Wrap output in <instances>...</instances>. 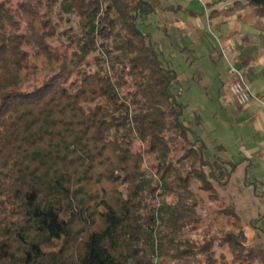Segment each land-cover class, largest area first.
Listing matches in <instances>:
<instances>
[{"label":"trees","instance_id":"16d2710c","mask_svg":"<svg viewBox=\"0 0 264 264\" xmlns=\"http://www.w3.org/2000/svg\"><path fill=\"white\" fill-rule=\"evenodd\" d=\"M159 4L0 0V264H264L236 163L139 27Z\"/></svg>","mask_w":264,"mask_h":264},{"label":"crops","instance_id":"0c3cea01","mask_svg":"<svg viewBox=\"0 0 264 264\" xmlns=\"http://www.w3.org/2000/svg\"><path fill=\"white\" fill-rule=\"evenodd\" d=\"M199 1L203 4V10L200 12L189 4L178 6L183 13V16L179 18L183 31H202L205 24L216 28L220 33L219 44L214 45L210 39L209 44L216 52H222L225 55L227 61L225 62L229 67L228 75H230L228 91L231 93L230 86L236 79V75L230 69L234 62L237 68L246 74L254 88L253 91L261 99V101L252 100L246 105H240L232 93L234 101L232 104H228V100L224 102L221 97L220 100L223 103L221 105L229 110L230 116L224 121L225 141L222 140V134H219L220 139L212 137L209 132L207 136L210 147L223 146V156L236 163L226 188L239 205L244 220L251 224L255 222L258 228L264 230V104L262 103L264 102V8L232 9L235 0ZM171 8L173 9L174 6ZM194 50L193 47L189 49L193 53ZM173 52L176 53L175 50ZM178 52L186 55L185 44H182ZM216 52L204 53V56H207L204 66L196 67L191 71L192 75L182 71L180 78L190 82L188 79L192 76L193 80L197 79L204 85V92L208 91L206 87L212 82L220 86V83L216 84L217 78L222 79L221 82L224 85V69L218 68L215 56L219 55ZM203 76L208 77V84L203 81ZM189 84L191 87L192 84ZM223 85L217 88L218 97L220 93L222 95ZM205 102H210V98L207 97Z\"/></svg>","mask_w":264,"mask_h":264},{"label":"rangeland","instance_id":"374dc122","mask_svg":"<svg viewBox=\"0 0 264 264\" xmlns=\"http://www.w3.org/2000/svg\"><path fill=\"white\" fill-rule=\"evenodd\" d=\"M19 1L20 0H12V3L17 5ZM184 4L194 6V9L199 12L203 10V4L199 0H160V4L156 6L154 14L150 15L143 21H140L139 27L145 33H151L154 38L161 43L162 47L166 48V50H168L173 55L175 68L179 73L185 71L188 75H192V70H194L196 67L204 66V61L207 58V56H204V53H207L208 51H213L214 53L216 52L215 49H212L209 41L211 40L214 45L218 46V38L220 37V33L216 28L208 26L207 24H205V27L202 31L195 32L193 30H187L184 32L182 24L179 20V18L183 16L181 11L182 9H178V6H182ZM164 6H174V8L170 9V7H168L167 9V7L164 8ZM182 44H185L186 46V55L180 54L178 52ZM192 47L195 49L194 53L189 51V49ZM174 50L176 53L173 52ZM216 53L219 55L215 56L218 68L224 69L223 83L225 84H222V79L217 78L216 84L220 83V86L215 85V83L212 82L210 86L206 87L208 91L204 92V85L200 84L197 79L193 80L192 76H189L188 80L192 86L183 91L179 98L180 101L187 105L185 109V117H187V119L191 117V114L195 110H198L202 113L204 119V135L208 144V132L211 133L212 137L215 136L218 139H220L219 134H222V140L225 141L226 131L224 121L230 116L229 110L221 105L223 103H221L222 101L220 98L223 97L224 102L225 100H228V104H232L234 102L232 95L227 88L230 75H228L229 67L226 63L227 61L225 55H223L222 52ZM37 64L39 65L40 69L34 75H27V77L25 76L27 80L26 85L37 84L43 79L45 69L42 68V60H37ZM232 64L235 65L236 68L238 67L234 62H232ZM202 79L205 81V83H209L208 77L203 76ZM187 82V80L184 82L186 87L189 83ZM249 84L251 86L250 82ZM222 85V95L220 93V97H218L219 94L217 90L221 88ZM251 89L253 90L254 88L251 86ZM207 97L210 98V102H205ZM201 212L204 213L202 209H200V213ZM228 258L230 259L231 257L228 256Z\"/></svg>","mask_w":264,"mask_h":264},{"label":"built area","instance_id":"2783aa9c","mask_svg":"<svg viewBox=\"0 0 264 264\" xmlns=\"http://www.w3.org/2000/svg\"><path fill=\"white\" fill-rule=\"evenodd\" d=\"M223 52L225 54V50H223ZM231 72L236 75V79L231 84L230 90L237 103L240 105H246L252 100L261 101V99L251 89L247 76L244 72H242L239 68H236L233 64H231ZM262 103L264 104V102Z\"/></svg>","mask_w":264,"mask_h":264}]
</instances>
